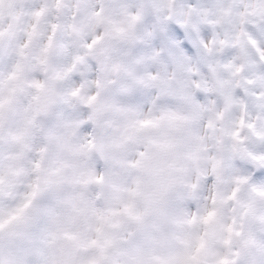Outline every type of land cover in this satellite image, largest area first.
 <instances>
[{"label":"clouds","instance_id":"clouds-1","mask_svg":"<svg viewBox=\"0 0 264 264\" xmlns=\"http://www.w3.org/2000/svg\"><path fill=\"white\" fill-rule=\"evenodd\" d=\"M0 264H264V0H0Z\"/></svg>","mask_w":264,"mask_h":264}]
</instances>
